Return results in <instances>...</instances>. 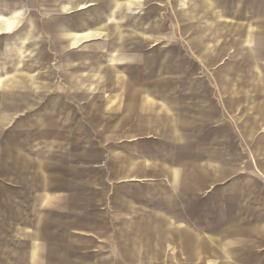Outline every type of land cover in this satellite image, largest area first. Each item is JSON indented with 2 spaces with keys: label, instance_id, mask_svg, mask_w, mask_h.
I'll list each match as a JSON object with an SVG mask.
<instances>
[{
  "label": "rangeland",
  "instance_id": "1",
  "mask_svg": "<svg viewBox=\"0 0 264 264\" xmlns=\"http://www.w3.org/2000/svg\"><path fill=\"white\" fill-rule=\"evenodd\" d=\"M34 1L28 0L24 13L25 18L34 15L42 30L40 53H26L25 63L4 75L7 79L32 77L39 92L21 102L9 123L0 124V205L10 208L19 194L30 205L38 200L30 196L32 180L10 179L14 165H20L23 158L39 159L46 186L48 174L56 171L51 185L58 193L71 189L73 196L58 194L50 205L45 187L40 232L21 227L29 224L31 211L24 212L19 227L0 230L10 242V246L0 245V264H30L28 250L34 258L41 257L43 264L50 256L54 264H65L57 255L65 252L73 258L70 264H128L99 260L100 254L120 252L132 239L125 234L134 232L113 228L114 216L119 214L103 205L131 184L144 188L145 178L207 168L188 163L186 153L193 149V136L204 138L210 133L179 131L198 128L193 120L200 101L193 99L216 104V112L206 113L216 114L220 138L225 110L224 101L217 98L232 93V99L228 98L232 100L233 133L227 150L232 154L233 188H240V173L250 167L244 163L252 152L246 141L251 144L257 132L264 130V112L259 111L257 99L264 96V90L251 80L248 54L239 45L248 33L257 35L254 48L264 46V0H207L206 7L202 0H117L110 24L119 22L126 38L122 51L114 55L109 45L117 44L116 35L106 32L61 50L60 40ZM103 1H89L80 10H62L55 22L69 19L73 24L84 14L89 19ZM188 7L194 8L193 14ZM221 12L218 17L216 13ZM19 28L0 33V42ZM98 44L104 48L97 49ZM110 55L117 60L115 66L109 62ZM67 59L70 63L64 68ZM240 94H253L256 99L239 101ZM162 95L169 100H157ZM171 125L177 132L169 131ZM185 135L190 142L178 143ZM221 139L216 150L210 149V158L215 156L217 161L212 172L217 174L225 172L226 148ZM208 152L209 148L197 149V154L209 156ZM7 178L11 183L2 185ZM65 206L73 211L65 213ZM168 264L176 261L170 259Z\"/></svg>",
  "mask_w": 264,
  "mask_h": 264
},
{
  "label": "crops",
  "instance_id": "2",
  "mask_svg": "<svg viewBox=\"0 0 264 264\" xmlns=\"http://www.w3.org/2000/svg\"><path fill=\"white\" fill-rule=\"evenodd\" d=\"M89 1L94 2V0H55L65 11L68 9L80 10ZM187 10L191 14L194 13L193 7H188ZM17 14L19 12H16L12 18H3L1 17L3 13H0V33L11 32L17 28L19 19ZM100 14L103 15L102 12ZM114 19L115 15L112 12L94 30L87 29L73 34L67 32L70 44L77 45L92 37L93 34H102L110 29L116 35L117 42L111 53L114 55L122 51L126 34L119 22H116L115 25L110 24ZM85 21V18H78L73 25L83 28L87 24ZM224 23L227 24V22ZM59 24V22H53L54 26ZM252 49L259 58L258 64L254 66L256 74H259L261 68H264V46H260L258 49L252 46ZM113 55H110L109 62L115 66L117 60ZM228 67L231 68L232 65ZM228 80L231 81L230 78ZM251 80L259 89L264 90V78L258 76ZM231 96V92H225L221 99L217 98L219 101H224L223 137L218 138L217 136L216 114L207 115L206 113L216 112L217 106L210 103V99H193L200 101L196 105L198 113L193 120L194 126L198 128L179 130L182 133H210L204 138L193 136V149L186 151V155L189 154L187 156L188 163L204 164L207 165V168L203 171L172 172L163 174L161 177L151 176L143 179L145 181L144 188L138 183L131 184L129 189L118 191L112 201H106L103 205L105 209L119 214V217L114 216L112 227L134 230V232L125 234L127 238L132 239L123 244V248L119 249L120 252L100 254L99 260L124 261L129 262L128 264H168L170 259L175 260L176 264H264V130L257 132L256 140L251 144H249V140L246 141L248 144L246 148L251 149L252 152L247 154L246 163L243 160L242 164H247L250 167L246 171L242 169L240 188L234 189L231 168L232 154L227 150V141L231 145L233 133ZM255 99L253 94H240L239 96V101L246 103L255 101ZM257 99L261 102L259 111L264 112V96H258ZM157 100L165 102L169 99L162 95ZM166 106L169 107V104L167 103ZM255 128L257 126H252L250 129ZM169 131L177 132V129L171 125ZM177 138L180 140V137ZM221 138L224 139L226 148L225 172L217 174L212 172V167L217 164V161L215 156L213 159L210 158L212 156L210 149L216 150L217 140ZM183 142H190L189 137L185 135L182 140L178 141V143ZM201 147L209 148V156L204 153L197 154V149L199 150ZM191 152L192 154H190ZM201 156L204 158L203 160H201ZM243 157L244 154H242ZM14 166L16 168L14 167L11 171L10 179H14L16 182L32 180L30 196L33 200L35 198L38 200L30 205L29 200H21V194H19L12 200L10 208H6L3 204L0 205V230L19 227V220L23 218L25 211H31L32 215L28 218L29 224L21 227L34 228V223L41 226V197L43 199L46 197V189L49 190L50 205L56 201L58 194H64L67 197L73 196L71 189L58 193L56 188L51 185L52 177H57L56 171L48 174L49 186L45 185L46 174L41 172L39 159L34 157L30 162L23 158L20 165ZM227 166H230L228 172ZM1 182L2 185L11 183L8 178L5 181L2 179ZM45 187L48 188L45 189ZM29 206L32 207L29 208ZM54 206L56 207V204ZM63 211L71 213L73 209L65 206ZM171 214H176V217H172ZM64 219L67 220L68 217L65 216ZM0 238L3 239L2 233H0ZM57 255L58 260L64 261L65 264L72 262L73 258L68 252ZM49 264H54L51 256Z\"/></svg>",
  "mask_w": 264,
  "mask_h": 264
},
{
  "label": "water",
  "instance_id": "3",
  "mask_svg": "<svg viewBox=\"0 0 264 264\" xmlns=\"http://www.w3.org/2000/svg\"><path fill=\"white\" fill-rule=\"evenodd\" d=\"M30 1V0H29ZM126 1V0H124ZM28 0H17L14 4L10 3L8 0H0V13H3L1 17L3 18H12L16 12H19L18 26L20 28L11 34L4 42H0V124L9 123L11 116L17 109L20 108L21 102L27 100L30 97H35L38 93V89L34 87L35 79L32 77L25 78H9L7 79L4 75L5 72L13 70L17 65H22L25 63V54L30 52L33 54L40 53L39 47L40 40L42 38V30L39 27V23L35 19L34 15L28 16L25 18L24 5ZM42 10L41 13L47 17L50 22V28L55 32L57 40L59 41V48L65 50L68 47L73 45L70 44L69 33L73 34L74 32H81L83 30L91 29L94 30L93 23L99 25L104 19L114 12V6L118 2L117 0H104L103 5H98L94 8V11L91 14V17L88 19V15L84 14L78 18H85L87 24L83 28L79 26H74L69 19H66L64 22H60L59 25H53V22L58 20L60 11L63 9L60 7L55 0H35L34 1ZM94 2H98L94 0ZM202 4L206 7V1L202 0ZM65 11V10H64ZM66 11H73L68 9ZM103 13V15L100 14ZM94 14V15H93ZM221 13H216L217 16H220ZM96 15V17H95ZM211 16V13L209 14ZM77 18V19H78ZM194 19V18H193ZM88 20V21H87ZM93 21V22H92ZM76 22V21H75ZM74 22V23H75ZM97 25V26H98ZM69 32V33H67ZM67 33L65 36L64 34ZM107 34H114L110 29L106 32ZM257 35H248L245 34L239 45V49L245 51L248 54L250 63L248 65V70L251 75V78H256L258 76L264 78V68H261V72L256 74L254 66L258 64V56L252 49L253 44L256 41ZM27 43V44H26ZM116 44V43H115ZM115 44L112 42L111 49L115 48ZM97 49L102 50L104 47L101 44L96 45ZM81 57H79L80 59ZM82 59H80L81 61ZM70 63V59L64 61V68H67ZM19 106V107H18ZM34 229L40 232L41 226L37 223H34ZM10 246L8 240L0 238V245ZM18 252L17 250H11V253ZM28 262L30 264H43L44 260L41 257L34 258L31 250L26 251ZM11 254V255H12ZM44 264H49L46 262Z\"/></svg>",
  "mask_w": 264,
  "mask_h": 264
},
{
  "label": "clouds",
  "instance_id": "4",
  "mask_svg": "<svg viewBox=\"0 0 264 264\" xmlns=\"http://www.w3.org/2000/svg\"><path fill=\"white\" fill-rule=\"evenodd\" d=\"M17 15H19V14H17ZM10 27H11V25H10Z\"/></svg>",
  "mask_w": 264,
  "mask_h": 264
}]
</instances>
